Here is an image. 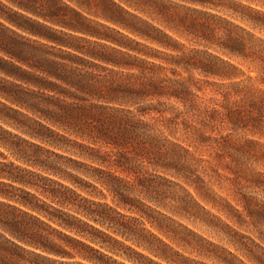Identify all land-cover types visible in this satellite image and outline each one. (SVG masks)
<instances>
[{"label": "trees", "instance_id": "trees-1", "mask_svg": "<svg viewBox=\"0 0 264 264\" xmlns=\"http://www.w3.org/2000/svg\"><path fill=\"white\" fill-rule=\"evenodd\" d=\"M217 9L231 11L244 26L211 12ZM245 26L264 33V0H0V97L39 129L32 137L57 149H85L97 165L92 178L117 208L149 222L146 211L159 213L122 189L150 195L144 164L179 176L190 171L182 162L192 157L189 148H205L218 162L229 161L225 169L237 176L231 163L245 155L264 160L262 143L232 142L230 133H220L264 138V90L249 85L256 78L236 81L239 70L231 62L253 66L264 81V40ZM194 72L230 83L212 84L215 96L202 100ZM33 178L48 180L0 162V264H125L91 246L98 234L140 256L95 226L127 238L112 227L114 216L126 217L116 208L52 180L63 192L46 191ZM30 190L48 194L59 208ZM256 207L243 206L250 219H264V206Z\"/></svg>", "mask_w": 264, "mask_h": 264}, {"label": "rangeland", "instance_id": "rangeland-1", "mask_svg": "<svg viewBox=\"0 0 264 264\" xmlns=\"http://www.w3.org/2000/svg\"><path fill=\"white\" fill-rule=\"evenodd\" d=\"M233 1L240 2V0ZM219 3L226 6L224 1ZM184 5L190 7L186 3ZM211 12L244 26L237 21L231 11L217 9ZM245 28L264 40V33L246 26ZM182 43L189 48L197 47L194 43L184 40ZM231 62L239 70L236 72V81H246L247 77L256 78L249 82V85L254 89L264 90V81L257 76L253 66L237 60ZM192 77L201 80L198 87L202 90L196 92V95L202 100L215 96L212 84L230 83L210 77L205 78L195 72L192 73ZM169 103L175 104L173 101ZM175 106L179 107L178 104ZM18 111L20 110L16 106L0 97V141L2 143L0 162L13 163L37 176L72 188L83 197L116 208L126 217L114 216L112 227L123 232L127 238L117 236L112 230L95 226L130 247L140 256L100 234L95 238L96 244L91 245L95 250L125 264L132 263L124 257H131L141 264H264V219H250L243 208L247 202H250L252 207L258 206L255 208L257 211L262 210L261 207L264 206V160L245 155L236 164L231 163L230 168L238 170L237 176L225 169L224 164L227 161L218 162L209 157L205 148H189L192 157L182 162L189 165L190 173L181 172L179 176H175L174 170L163 171L144 164V171L147 172L154 186L150 195L146 197L160 204L149 202L136 188L123 187L122 189L124 195L139 199L163 215L146 211L150 217L148 222L140 219L138 214L117 208L112 194L101 187L95 178H92L95 175L93 167L96 168L97 165L86 158L88 152L85 149L70 147L68 144H60L62 148L57 149L39 141L32 137V133L39 129ZM155 116L152 114L147 118ZM217 132L212 135L215 136ZM220 133L222 135L230 133L232 142L252 139L264 145V138L252 136L248 132L233 133L221 130ZM176 137H180V134L178 133ZM169 139L177 142L173 138ZM217 164L220 166L218 167ZM102 168L115 172L114 169ZM52 171L57 174H53ZM115 175L125 178V175L118 171ZM68 179H77L79 182L77 188L72 186ZM48 180L32 179L36 185L46 191L63 192L56 184ZM38 191L30 190L43 202L59 208L57 204L51 202L48 194L43 195L40 193L41 190ZM65 197L70 198L74 205L82 206V203L69 193H66ZM195 203L203 209L198 208ZM92 208L95 210V207ZM66 210L75 214L69 208ZM149 233L159 238L166 247L152 239ZM136 241L149 247L152 252L137 248L134 244ZM106 248L113 251V254ZM91 256L99 257L98 254ZM163 257L172 262L164 260ZM76 260L79 258L76 257Z\"/></svg>", "mask_w": 264, "mask_h": 264}]
</instances>
